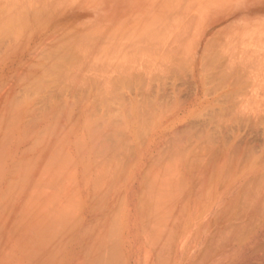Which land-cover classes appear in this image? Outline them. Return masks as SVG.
Wrapping results in <instances>:
<instances>
[{
    "label": "bare ground",
    "instance_id": "obj_1",
    "mask_svg": "<svg viewBox=\"0 0 264 264\" xmlns=\"http://www.w3.org/2000/svg\"><path fill=\"white\" fill-rule=\"evenodd\" d=\"M163 1L0 0V11H5L0 15V48H3V53L0 49V77L8 83V77L14 79L10 82L12 90L3 97L0 95V264H264V106L260 108V104L258 108H249L252 104L249 99L250 105L247 106V101V107L238 101H235L232 110H229L231 106H227L230 111L228 115L225 107H218L220 111L215 108L217 115L214 110L211 112L221 100L216 104L218 96L217 100L212 99L213 108L209 105L210 101L206 102L203 95L205 90L207 94V89H204L206 69L203 65L206 63L205 55L212 46L210 38H216L215 34L220 33L214 31V34L213 28L220 23L221 12L215 8L217 11L211 15L217 16L218 20H212L211 16L210 24L205 23V27L198 29V13L201 11L203 17L207 15L206 11L202 12L205 0H199L202 4L194 1L200 5H196L200 7L199 10L193 0H183L184 4L192 2L194 10L186 4V7H190V13H181L184 11L182 7L188 8L180 4L181 11L176 10L177 16H172L175 26L174 20H166L173 23L175 28L171 30L173 27L170 25L171 28L161 34L167 22L160 30L159 24L157 26L152 19L160 16L163 6L160 3ZM63 6L65 9H82L85 18L83 22L79 20L80 16L72 17L74 21L70 19L73 23L75 18L79 23H84V28L78 23L83 29H80L82 33L79 28L73 30V23L68 28L73 26L72 30H79L75 33L82 35L81 42L77 39L74 46L77 48L78 45L76 53L79 51V58L83 57L85 61L81 58L82 65L77 64L79 67L73 68L78 69L76 76H73L74 72L71 77L66 76L69 79L65 81L72 82L70 87L67 85L70 96L67 95L68 98L64 100L60 92L55 98V93L62 91L63 78H59L62 72L59 74L60 71H57L55 75L61 80L60 85L52 81L56 73V58L60 64L62 59L59 54L55 60L54 56L50 58L53 60L49 59V63L54 61L55 64L51 65L52 70L49 63V68L44 66L43 59L52 54L55 48L52 42L57 37V42L63 38L62 43H68L75 38L74 32L65 23L66 33L74 34L70 36L71 40L67 38L68 41L65 39L68 33L65 35L61 32L65 38L57 33L65 28L55 25L51 31L55 32V27H59L60 30L56 32L58 36L50 33L54 36L50 38L41 33L43 38L40 40V29L36 28L39 30L35 32L39 35L37 40L43 43L41 50L44 49L42 52L31 45L30 52L40 51L34 55L29 50L24 51L30 47L26 43L33 42V39L21 32L24 29L23 21H29L25 25L27 27L33 20L23 17L22 21L20 15L30 13L32 8V13L35 9H43L45 14L48 10L46 15L43 13V19H47L49 10L59 12ZM208 7L207 10L211 12ZM192 10L193 15L198 10V17H192ZM224 10L222 13H225ZM64 13L66 16V11ZM183 14L188 26L179 22L185 25L184 28L176 22ZM188 14H191V25ZM36 15L33 17L36 19L34 23L42 16L40 14L37 18ZM52 16L49 15V18ZM161 16H164L163 13ZM197 18L199 20H195ZM49 21H46L45 31L49 29ZM58 22L62 23L60 20ZM196 28L198 31L194 33ZM218 30L221 31V27ZM222 31L220 36L228 33ZM238 33L231 36L240 39L242 35L238 36ZM257 36H260L259 33ZM259 41L256 42L261 44ZM36 42L35 45L39 43ZM260 44L257 45L263 46ZM256 48L258 53L262 49ZM20 51L28 52L30 56L25 59L24 52H21V58H18ZM55 51L57 53V48ZM245 51L247 53V49ZM56 53L53 51L54 55ZM239 53L232 52L230 58L224 59L225 65L223 62L221 65L226 67L219 64V76L223 79L231 80V76L237 73V67H234L238 64L237 58L239 64L245 63L247 57L239 58ZM255 55L249 54L251 59L252 56L255 59ZM15 56L20 62L21 59L25 61L21 63L23 66L27 62L28 68L20 67L17 60L14 61L18 67L11 65L14 61L10 60ZM30 57L34 60L29 59V62L27 59ZM145 57L148 59H141ZM161 57H166L167 62L157 63ZM178 61L185 70H179ZM2 64L5 67L1 68ZM45 72H48V76ZM49 74H53V78ZM136 74L145 77L141 79L139 75L141 83L137 81L135 84H140L133 88L128 86V89L125 80ZM114 76L118 80L124 77V82L120 79L116 83L125 84L124 88H120V91L124 89L123 94L127 92L125 97L111 83L115 80ZM186 76L190 77L191 83L194 82L195 91L189 99H182L184 87L177 82L181 77L187 79ZM42 77L43 81L46 79L45 82L52 78L48 84L54 83L60 90L55 91L57 86H51L52 92L49 86L50 92L47 91V83L42 84ZM251 79L249 86L254 83V86L264 85V76L260 82L257 79L253 83ZM4 81H0L2 90L7 86L6 82L3 85ZM257 81L260 84L257 85ZM130 82L128 85L134 86ZM83 83L86 92L79 89ZM234 83L236 80L232 86ZM219 85L224 90V85ZM212 87L216 92L219 90L216 86ZM253 88L257 90V87ZM261 89L260 93L263 92ZM230 91L233 95L236 92ZM84 93H88L87 96ZM229 93L227 90L226 94ZM112 96L116 100L114 103L109 102ZM77 97L78 100H75ZM227 97L230 98L229 95ZM261 101L259 103H263ZM234 122L236 129H233Z\"/></svg>",
    "mask_w": 264,
    "mask_h": 264
},
{
    "label": "rangeland",
    "instance_id": "obj_2",
    "mask_svg": "<svg viewBox=\"0 0 264 264\" xmlns=\"http://www.w3.org/2000/svg\"><path fill=\"white\" fill-rule=\"evenodd\" d=\"M69 1H70V0H69ZM185 1H186V0H185ZM185 1H183V0H182V1H180V0H174V1H173V0H164L162 3H160L161 6L163 5V6L161 7V8H162V9H161L162 12H161V10H160V16L157 17V19H152L153 21L156 22L157 26H158V24H159L158 27L160 28V30H161V28H163V27L165 26V21H166V20L169 21V22H173L174 19H172V16H174L173 18H175V15L177 16V14H176L175 11L180 9V7H179L180 4H181L182 6L185 5V8H188V7H186V6H187L186 4H188V3L184 4ZM190 1H191V0H190ZM194 1H197V0H193V1H192L193 4H194V6H196L198 3H201V1L198 0L199 2H198V3L196 2V4H195ZM202 1H204V0H202ZM212 1H213L214 3H213ZM212 1L209 0V1L206 2V0H205L204 3H203V5H204V9H203V10H204V11H202V12L204 13V12L206 11L207 13H206V12H205V13H206L207 15L204 14V17H203V14L201 13V11H200V14H199V13H198V10L200 9V7H198V6H196V7H198V8H197L198 10H196L197 12L194 14L195 16H196L197 13H198V15H200V16H201V14H202L201 18H200V16L198 17V15L196 16V17H198L200 20H199L198 18L195 19V20H199V21H201V22L197 21V22L199 23L197 26L200 25L199 27H197L198 29H199L201 26H202V28H203V26L205 25V23H209V24H210V17L213 16V15H211L213 12L219 10L218 12H221V13H220V16L222 17V18L220 19V23L217 24V25L213 28V32L215 31V32H218V33L220 32V33H219V34H217V33L215 34V32H214V34L216 35V38H212V37H211L212 39L210 38V40H212V41H211V42H212V44H211L212 46H210V49H208V50H210L211 53L214 52V54L212 55L210 52H207L208 55H205L206 60H205L204 62L207 63V61H208V63H207V64L204 63V65H203V67H205L204 69L207 70V71L204 70V75H205V86H204V89H207V94H208V95L205 94V91H206V90L203 91V92H204L203 95H204L205 98L207 99L206 102H209V101H210V102H209V105H211V104H212V99H216V100H217V96H218L219 99H218L217 101L214 100V101H216L215 103L217 104L218 101L221 100V102L218 103L220 106H219L218 104H217V105L214 104V105H216V106H213L214 109H211V112H212V113L215 111V108L217 109L218 107H220V108L225 107V108H226L225 110H227V106H228V108H229V106H231V108H230L229 110H232V108L234 109V107H235L234 104H236L235 101L241 102L242 104H244L243 106L247 107L248 105H250V103H249V99H251L250 101H251V103H252L251 106H249V108H250V107H252V108H258V107L260 106V104H261L260 108H262V107L264 106V104H263V103H264V96H263V93H264V89H263L264 87H263V86H264V85H261L259 82H260L261 78L264 76V41H263V40H264V33H263V32H264V0H227V1H226V0H223V1H222V0H219V1H218V0H217L216 2H215L214 0H212ZM71 2H72V0H71ZM75 2H76V1H75ZM79 2H80V0H79ZM180 2H181V3H180ZM182 2H183V3H182ZM186 2H189V1H186ZM192 2H190L191 4H188V5H189V6H192V5H193ZM218 2H219V3H218ZM217 3H218L219 5H218ZM76 4H78V2H77ZM201 4H202V3H201ZM216 4L218 5L217 7H215ZM169 5H172V6H170V7H171L170 9H171V11H174V13L170 11L171 14H169V13H170L169 10H168ZM198 5H199V4H198ZM203 5H202V8H203ZM207 5L210 6L211 8H209ZM229 5H230V6H229ZM182 6H181V7H182ZM194 6L191 7L193 10H194ZM199 6H200V5H199ZM205 6H206V8H205ZM227 6H228L229 8H228ZM68 7H69V6H68ZM207 7H208V9H210V10H212V11L209 12V10H207ZM63 8L65 9V7L63 6V7H62V10L59 11V12H58V10H57V11L53 10L54 13L56 12L55 15H54L55 18H53V16H52L54 13H53L52 11L49 10V13H48V15L46 16V18L48 17L47 19H49V20L51 19L50 21L47 20V19H43V17H45V16H43V13L45 14V10H43V9H41V11H39L38 9H35V12L33 11V13H32V12H31V10L33 9V8H32V9L29 10L30 13H28L27 11H26L27 13L24 12V13H26V15H25V14L23 15V13H22V14L20 13V15L22 16V18H21L22 21L24 20V18H27V20H30V21L33 20V21H31L30 23L27 24V27H26L25 25H26V23L29 22V21H26V22H24L25 20L23 21L24 25H22V26H23L24 29L21 30V32L23 31V32L25 33L24 36H26V37H28V38H29V35H30V36H31L30 38L33 39V42L30 41V43H32V44H30L29 42L26 43V44H29L30 47H26L25 50H24V49H22V50H24V51L29 50V53H32V52H33V54H34V53L36 54V53L38 52V50H40V51L43 52V49H44V48H42V50H41V47H40V45L43 44V43L41 44V42H40V40L43 38V37H41L42 35H44V36L49 35V36H47V37H50V38L52 37V38H53L54 36H55V37L58 36V35H57V33H58V34H60V36H63V37L65 38L64 35H61V32H62V34H65V33H66V28L64 27V25L66 26V24H67V28H68V27H71V25H72V23H73L72 20L74 21V18L72 19V17H74V16H75V17L80 16L79 20H81L82 22H83V20L85 19L84 16H83V15H84V11H83L82 9H80V8H78V7H70V9H67V7H66V9L64 10ZM73 8H74V9H73ZM172 8L175 9V10H173ZM189 8H190V7H189ZM189 8H188V9H189ZM215 8H216V9L218 8V9L216 10ZM27 9H28V8H27ZM27 9H26V10H27ZM109 9H110V8H108V10H109ZM181 9L184 10V11H182L181 13H184L185 11H186V12L189 11V13H190V9H189V10H188V9L186 10V9H184V7H182ZM195 9H196V8H195ZM205 9H206V10H205ZM221 9H223V10L225 9V10H224L225 13H222L223 10H221ZM226 9H229V10L227 11ZM36 10H38V11H36ZM67 10H68V12H67ZM74 10H76L77 13H76ZM78 10H79V11H78ZM193 10L191 11V13L193 12ZM213 10H214V11H213ZM22 11H23V10H22ZM65 11H66V16L64 15V14H65V13H64ZM71 11H73V12H75V13L72 14ZM180 11H181V10H179V12H180ZM4 12H5V11H0V15L3 14ZM14 12H15V11H14ZM36 12H37V13H36ZM40 12H42V13H40ZM47 12H48V10H46V14H47ZM60 12H61L62 14H61ZM69 12H71L70 15H69ZM78 12L80 13V15L78 14ZM82 12H83V14H82ZM162 13H163L164 16H161ZM166 13H168V14H166ZM172 13H173V14H172ZM208 13H209V14H208ZM32 14H34V16H30V15H32ZM36 14H38V15H36ZM40 14H42V16H41ZM46 14H45V15H46ZM57 14H58V16H57ZM59 14L62 15V16H59ZM76 14H77V15H76ZM81 14H82V16H81ZM174 14H175V15H174ZM178 14H179V13H178ZM185 14H186V16H187V13H185ZM185 14L180 15V16H182V18L180 17L179 19H177V18L179 17V15H178V17L176 18L178 21H176V22H179V20H180V22H184V24H187V26H188V23H185V22H187V21H186L187 19L185 18ZM15 15L18 16L17 14H15ZM20 15H19V17H21ZM35 15L38 16L37 18H39L40 16H41V17H40L39 20L37 19V22L35 21V23H34V20H36V19H35V18L33 19V17H35ZM49 15H51L52 17L49 18ZM165 15H166V18H165ZM170 15H171V17H170ZM188 15L190 16L191 14H188ZM192 15H193V13H192ZM194 15H193L192 17H195ZM226 15H227V16H226ZM26 16H27V17H26ZM29 16H30V17H29ZM70 16H71V17H70ZM23 17H24V18H23ZM31 17H32V19H31ZM58 17H59V18H58ZM167 17H168V18H167ZM169 17L171 18V19H170L171 21L169 20ZM28 18H30V19H28ZM52 18H53L54 21H52ZM57 18H58V19H57ZM184 18H185L186 20H184ZM202 18H203L204 22L202 21ZM204 18H205V19L208 18L209 20L206 19V20H207V21H206ZM17 19H18V18H17ZM42 19L45 20V23L42 21ZM70 19H72V20L70 21ZM181 19H182L183 21H182ZM214 19L218 20V17H217V16H216V17L213 16V19H212V20H214ZM58 20H60L62 23L58 22ZM76 20H77V21H76ZM79 20H78L77 18H75V22L73 23V26H75V28H74L73 30H76V29H78V28H79V30H80V29L83 30L81 27H83L82 25H83L84 23H79ZM188 20H189V24H190V23H191V21H190V20H191V16L189 17ZM192 20H194V19H192ZM22 21H21V22H22ZM46 21H47V22L49 21V23H50V22H51V23H50V24L48 23L47 27H49V29L46 28L47 30L45 31V27H46V24H47ZM64 21H65V22H64ZM66 21H70V22H68V23H70V24H68ZM167 21H166V22H167ZM228 21H229V22H228ZM17 22L20 23V20L18 19ZM41 22H43V23H41ZM57 22H58V24H57ZM63 22H64V23H63ZM76 22H77V23H76ZM169 22H167V24H166V26H165V29H162L161 34L163 33V31H164V32H165L166 30L168 31V30L171 28V26H172L173 23L170 24ZM180 22H179V23H180ZM195 22H196V21H195ZM226 22H227V23H226ZM31 23H34V24H31ZM36 23H37V24H36ZM39 23L41 24V27H40V28H39V25H40ZM65 23H66V24H65ZM78 23L81 25V27L79 26ZM153 23H154V22H153ZM160 23H162V24H160ZM21 24H22V23H21ZM30 24H31L32 26H31ZM44 24H45V26H44ZM163 24H164V25H163ZM180 24H182V27L184 28L185 25L183 26V23H180ZM191 24H192V23H191ZM191 24H190V25H191ZM194 24H195V23H194ZM34 25H35V26H34ZM55 25H58V26H59V25H62V27H64L65 29H63L61 26H59L60 28H62L61 31H60V33H59L58 30H60V29H59V27L56 26V27H55L56 31H55V32H54L53 30L51 31V29H53V26H55ZM69 25H70V26H69ZM152 25H153V24H152ZM167 25H168V26L171 25V26L168 27ZM178 25H179V24H178ZM195 25H196V24H195ZM223 25H224V26H223ZM24 26H25V27H24ZM42 26H43V27H42ZM73 26H72V28H73ZM160 26H161V27H160ZM162 26H163V27H162ZM174 26H175V20H174ZM174 26H172L173 28H171V30H173V29L175 28ZM187 26H186V27H187ZM29 27H30V28H33V29H35V30L32 31L33 29L31 30ZM177 27H179V26H177ZM180 27H181V25H180ZM204 27H205V26H204ZM207 27H208V24H206V28H207ZM220 27H221V31H222V29H223V30H226L225 33H227V31H228V33H227V34H224V36H220V35H221V31L218 30V28L220 29ZM224 27H225V29H224ZM230 27H231V28H230ZM233 27H234V29H233ZM20 28H21V26H20ZM36 28L40 29L41 32H40L39 30H37ZM43 28H44V30L42 31ZM72 28H71V29L68 28V29H70V31H71ZM83 28H84V27H83ZM136 28L138 29V28H139V25H137ZM167 28H169V29H167ZM190 28L193 30L194 26H193V28H192V27H190ZM197 28H196V30L194 31V33H195L196 31H198ZM202 28H200V29H202ZM228 28L231 29V30H230V31L227 30ZM10 29H12V28H10ZM68 29H67V31H68ZM216 29H217V30H216ZM232 29H233V30H232ZM29 30H31V32H30ZM62 30H63V31H62ZM73 30H72V32H74ZM79 30H77V31H79ZM81 30H80V32L82 33ZM253 30H254V31H253ZM38 31H39V32H38ZM47 31H48V32H47ZM57 31H58V32H57ZM70 31H69V32H70ZM77 31H75V32H77ZM187 31H188V28H187ZM199 31H200V30H199ZM238 31L240 32V33H238V36L242 35V36H240V37H241L240 39H239L238 37H235V36H234L235 34H236V36H237V32H238ZM35 32H38V34L40 35V40H37V39H39V35H38L37 33H35ZM56 32H57V33H56ZM72 32H70V33H72ZM75 32H74V34H75V38L73 37L72 40L70 39V36H71V35H74V34H70V33H68V32H67L68 35H66L67 33L65 34V35L67 36L65 39L69 38V39L71 40V41H70V40L67 39L68 41H70V42H68V43L66 42L65 39H64V40H65L66 43H62L63 38L61 39L60 42H57V41H58V40L56 41V39L58 38V37H57V38L55 39V41L52 42V45H53L52 47H54V45H55L54 50H52L53 48L51 47V48H52V49H51V50H52V54H53V51L56 53V51H55L56 48H57V50H58L57 53H56L55 55H54V54H53V55L51 54L50 56L47 55L46 58L43 57V58H44V59H43V62H44V64H45L44 66L47 65L46 68H49V67H50V69H51V65H52V66H54L55 64L58 65V63L60 64V62H58V58H56L57 61L55 62V64H53L54 61H53V63H49V59H50V58H53V56H54V60H55V56H56L57 54H59L60 58L62 59V63H61L62 65L60 64V65L57 66V67H56V65L54 66V69L56 70V71H55L56 73H55V74L53 73V74H54L53 77L56 78L57 76H55V75H57L58 73L60 74V73L62 72V77H61L60 75H58V76H60V77H59L60 79L63 78L64 81H65L66 79H69V78H68V77H69L68 75H70V77L72 76V74H73L72 72H74L73 76H76V75H75V71L78 70V69L73 70V68H75V66H76V68H78V67L80 66V64L82 63V62H81L82 59H84V61H85V58H83V57H81L82 59L79 58V55H78L79 51L76 53V50H78V49H77V48H78V45L76 46L77 48H75V46H74V41H76L77 39H79V40H77V41H80V37H81L82 35H80V32H79V33H78L79 36H78ZM190 32H191V31H190ZM222 32H224V31H222ZM256 32H257V33H256ZM41 33H42V35H41ZM50 33H53V34L56 33V35L51 36L52 34H50ZM234 33H235V34H234ZM258 33H259V35H260L259 37L257 36ZM261 33H262V34H261ZM191 34H193V33H191ZM214 34H213V37H215ZM229 34H230V35H229ZM231 34H234V35L231 36ZM33 35H34V36H33ZM76 35H77V36H76ZM217 35H219L220 38H219ZM222 35H223V33H222ZM244 35H245V36L247 35V37L244 38ZM261 35H262V36H261ZM35 36L38 37V38H36ZM195 36H196V35H195ZM233 36H234L235 38H233ZM251 36H252V37H251ZM32 37H33V38H32ZM208 37H210V36H208ZM30 38H29V39H30ZM44 38H45V37H44ZM60 38H61V37H60ZM232 38H233V39H236V41L234 42V40H233ZM237 38L240 40V42H241L242 39L244 38V39H243V42L240 43V42L238 41ZM247 38H248L249 40H248ZM251 38H252V39H251ZM256 38H257L258 40H257ZM259 38H261L260 41H259ZM213 39H216V40L213 41ZM230 39H231V40H230ZM255 39H256V40H255ZM262 39H263V40H262ZM246 40H247V41H246ZM251 40H252V41H251ZM36 41H38V42L40 43V44L38 43L39 45L37 44L38 46L35 45V44L37 43ZM72 41H73V42H72ZM244 41H246V42H244ZM248 41H249V43H247ZM254 41H255V42H256V41H259V42H262V43H263V44H262V43L260 44V43L256 42L257 44H260V46L263 45V46H261L262 49L259 50V53H260V54L258 53V49H257L256 47H258L259 49H260L261 47H259V45H257V44L254 45V43H255ZM34 42H35V43H34ZM56 42H57V43H56ZM63 42H64V41H63ZM71 42H72V43H71ZM80 42H81V41H80ZM80 42H77V43L80 44ZM75 43H76V42H75ZM250 43H252L253 45L250 44ZM58 44H59V46H58ZM66 44H67V45H66ZM240 44H241V46H240ZM31 45L34 46V47H32V48L38 49L37 52H36V51L34 52V50H33L32 52H30ZM56 45L62 50V52H60L61 50L59 51V48L56 47ZM60 45H61V47H60ZM75 45H76V44H75ZM62 46H63V47H62ZM67 46H68V47H67ZM70 46H71V47H70ZM238 46H240V47H238ZM244 46H247V47H250V48H247V47H244ZM254 46H255V47H254ZM39 47H40V49H39ZM73 47H74L75 49H74ZM237 47L239 48V51H238V48H237ZM32 48H31V50H32ZM69 48H70V49H69ZM241 48H243V50H242ZM254 48H255V50H252V49H254ZM0 49H2V50H1L2 52H1V53H3V48H0ZM236 49H237V50H236ZM245 49H247V53H244V52H246ZM46 50H47V49H45V51H46ZM208 50H207V51H208ZM211 50H212L213 52H212ZM240 50H241V51H240ZM248 50H249V52L251 51L252 53H251V52L249 53ZM256 50H257V52H255ZM24 51H23V52H24ZM40 51H39L37 54H39ZM48 51H49V50H48ZM48 51H47V52H48ZM65 51H66V52H65ZM234 51L236 52V54H238V52H241V53H239V58H240L241 56H244L245 58L247 57V59H249V58L251 59V56H249V54H250V55H253V54L255 55V54H256V55H255L256 58L254 59V56H252V59H251L252 61H250V59H249V60H247V59L244 60V58H243V60L245 61V63H246V61H247V64H245L242 60H241V61H242L243 63H240V64H239V60H238V58H237L238 55H236L237 57L235 56V58H237V59H236V62L238 61V64L235 65L234 67H235V68L237 67V68H239V69H237V68L235 69V70L237 71V73L234 74V77H235V78H234L233 76H231L230 79H231V80L233 79V80H232V81H231V80H228V81H227L226 78L223 79L221 76H219V74L221 75V73H220V71L218 72V70H220V68H218V67H220V65H221L222 62H223V64H224V59H226V58H230V57H231V53H232V52L235 54ZM21 52H22V51H20V53H19L20 56H18V54H16V55L18 56V58H21V55H22ZM23 52H22V53H23ZM49 52H50V51H49ZM59 52H60V53H59ZM1 53H0V54H1ZM29 53H28V52H27V53L24 52V53H23V54H24V57H23V58H25L26 56H28ZM45 53H46V52H44V54H45ZM63 53H64V54H63ZM207 53H206V54H207ZM242 53H244V54H242ZM25 54H26V55H25ZM33 54H32V56H33ZM35 54H34V55H35ZM60 54H62V56H61ZM72 54H73V55H72ZM76 54H77V55H76ZM210 54L212 55V57L210 56ZM234 54H232V56H233ZM245 54H246V55H245ZM247 54H248V55H247ZM214 55H215V56H214ZM17 56L14 57L15 59L12 58L10 61L17 60V61H18V64L20 63L19 65H20V67H21V65H22L21 63H22V62L24 63L25 61H24L23 59H21V62H20V59L16 58ZM29 56H30V55H29ZM29 56H28V57H29ZM44 56H45V55H44ZM48 56H49V57H48ZM59 56H58V57H59ZM80 56H83V55H80ZM248 56H249V57H248ZM34 57H35V56H34ZM41 57H42V56H41ZM214 57H215V58H214ZM31 58H32V57L28 58L27 61H28L29 59H31ZM60 58H59V60H61ZM72 58H73V59H72ZM232 58H233V57H232ZM235 58H234V59H235ZM25 59H26V58H25ZM69 59H70V60H69ZM78 59H79V60H78ZM141 59L146 60V59H148V58L145 57V58H141ZM208 59H209V60H208ZM253 59H254V60H253ZM31 60L33 61L34 59H31ZM31 60H29V62H30ZM46 60H48V61L46 62ZM50 60H53V59H50ZM67 60H68V61H67ZM73 60H74V61H73ZM75 60H76V62H75ZM226 60H227V59H226ZM226 60H225V62H226ZM10 61H8V65L10 64ZM66 61H67V62H66ZM77 61H78V62H77ZM138 61H141V60H138ZM241 61H240V62H241ZM248 61H250V62H249L250 64H248ZM253 61H254V62H253ZM15 62H16V61L12 62L11 65L14 64V65H17V67H18L19 65L17 64V62H16V64H15ZM29 62H28V63H29ZM51 62H52V61H51ZM57 62H58V63H57ZM79 62H80V63H79ZM156 62L159 63V64H160V63H166V62H167V58H166V57H161V58H159ZM41 63H42V62H41ZM48 63L50 64V66L48 65ZM251 63H252V64H251ZM253 63H254L255 65H254ZM65 64H66V65H65ZM73 64H74V65H73ZM77 64H78L79 66H78ZM205 64H206V65H205ZM219 64H220V65H219ZM223 64H222L221 66H223V68L226 67V66H224L225 64H224V65H223ZM241 64H243V66H244L245 68H242L243 66L240 67ZM4 65H5V64H4ZM11 65H9V66H11ZM14 65H13V66H14ZM81 65H82V64H81ZM218 65H219V66H218ZM233 65H234V64H233ZM245 65H247V66H245ZM248 65H249L250 68L252 69L251 71H249L250 68L248 69V67H249ZM253 65H254V66H253ZM2 66H3V64L1 65V68L5 67V66H3V67H2ZM24 66L27 67V62H26V65H24ZM24 66L22 65V67H24ZM48 66H49V67H48ZM238 66H239V67H238ZM15 67H16V66H15ZM59 67L62 68V71H61V68L59 69ZM63 67H64V68H63ZM69 67H70V68H69ZM27 68H28V67H27ZM27 68H26V69H27ZM31 68H33V67H31ZM46 68H45V71H46ZM56 68H57L58 70H57ZM178 68H179V70H181V71H183V70L186 69L185 67H183V65H180V64H179V61H178ZM241 68H242V70H241ZM50 69H49V70H50ZM63 69H65V70H63ZM67 69H68V70H67ZM245 69H246V70H245ZM49 70H48V71H49ZM51 70H52V69H51ZM240 70H241V71H240ZM243 70H245V71L243 72ZM6 71H7V70H6ZM57 71H60V72L57 73ZM221 71H222V70H221ZM255 71L258 73V74L256 73L257 75L255 74ZM53 72H54V70H53ZM63 72H66V73H63ZM67 72H69V74H67ZM76 72H77V71H76ZM206 72H207V73H206ZM241 72H242V73H241ZM47 73H48V72H45V74L48 76ZM49 73H51V72H49ZM77 73H78V72H77ZM239 73H240V74H243L244 76H243V75H240V77H239V75H238ZM53 74H49V77H52L51 75H53ZM65 74H66V75H65ZM206 74H207V75H206ZM236 74H237V77H236ZM246 74H247V75H246ZM259 74L262 75V77H261ZM63 75H64V76H63ZM139 75H140V77H142L141 74H138V75L136 74V76L133 75L134 77H133V76L131 77V78H133V79L136 78V79H134V80H136L135 82H134L133 79H131V78H130V79H129V78H127V79L125 78V79H126V80H125V81H126L125 84L127 85V88H128V89H129L128 86H130V88H131V87L133 88V87H135V85L137 86V84H140V83H141V82H140L141 79H144L145 76L143 75V77L140 79V78H138ZM223 75H224V74H223ZM227 75H228V74H226V77H227ZM230 75H233V74L231 73ZM251 75H254V77H255V76L258 77L257 79L259 80V82L257 81V85L260 84L261 86H260V85H259V86H254V85H255L254 82H256V81H253V80H257V79L254 78L253 76L251 77ZM66 76H68V77L66 78ZM188 76H189V74H188ZM188 76H186L187 79H182V77H181L180 80L177 82L178 85H179L180 87H182V88L184 87V88H183V93L181 94L182 99H189V98L193 95V93H194V91H195V88H194V82L191 83V81H190L191 79H189L190 77H188ZM206 76H207V78H206ZM216 76H217V77H216ZM247 76L249 77V79L247 78ZM1 77H2V76H1ZM1 77H0V78H1ZM44 77H45V76H44ZM44 77H42V84H43V82H44V84H45V83L48 84V82L51 83L50 81H51V79H52L53 77H52L51 79H47V82H45L46 79H45V81H43V80H44V79H43ZM49 77H45V78H49ZM114 77H115V80H116V81H115V80H114V81L112 80L111 83L116 87V89H117L120 93L122 92L121 94H123L124 89H122V91H120V90H121L120 88H124V85H125V84H123V83L120 81L122 84H119V83H118V84H119V86H118V84H117L116 82H119L120 79H122V81H123L124 77H122V78L119 77V80L116 79L117 76H114ZM114 77H113V78H114ZM223 77H225V75H224ZM229 77H230V76H229ZM232 77H233V78H232ZM238 77H239V78H238ZM244 77H245V80H244ZM260 77H261V78H260ZM6 78H7V77H6ZM8 78H9L10 82L12 83V81H13L14 79L11 77V79H12V81H11L10 77H8ZM8 78H7V79H8ZM55 78H53L54 80H52V81H54V83H55V81H56V84H57V82H58V85H60L61 82H59V81H61V80H59L58 78H56V79H55ZM113 78H112V79H113ZM246 78H247V79H246ZM250 78H252L251 80L253 81L254 84H252V85L250 84V86H249V83H251ZM259 78H260V79H259ZM1 79H2V81L5 80L4 82H2L3 85L7 83V86H4V87H6V89H3V90H2V87L0 88V93H1L0 95H1V97H3V96H5V95L7 94L8 91H10V89H11V88H10L11 84H10V82L8 83V81L6 82V79H5V78H4V80H3V78H1ZM1 79H0V81H1ZM63 79H62V91H57V94L54 92L56 96L54 95V93H50L51 95H54L55 98H56L57 95H59L58 93L60 92V94H61V96H62V98H63L62 100H64V98L67 97V95L70 96V95H69V93H70L69 90H70V89L67 87V85L70 87L71 85H69V84H71V82H72V81H70V80H69L70 83L68 82V80L64 82ZM217 79H219V80H217ZM240 79H241V80H240ZM117 80H118V81H117ZM131 80L133 81V83H132ZM235 80H236V83H234V85L232 86V83H233V81H235ZM246 80H249V81H246ZM85 81H86V80H85ZM127 81H129V82L131 81L130 84L132 83V85L134 84V86L128 85L129 82H128V84H127ZM137 81H139L140 83L138 82L137 84H135ZM214 81H215V82H214ZM216 81H217V82L219 81V83L222 84L221 86L224 85V87H222L224 90L221 89L219 83H217ZM229 81H230V83H229ZM242 81H243L244 83H246V84L244 85V83H243ZM5 82H6V83H5ZM66 82H67V83H66ZM123 82H124V81H123ZM142 82H143V80H142ZM206 82H207V83H206ZM213 82H214V83H213ZM54 83H52V84H48V85L46 84V85H45V88H48V87L50 86V88H51L50 90L52 91V87H53V86H54V87L57 86V88H54V87H53L54 90H55V89L57 90V89H58V85L55 86ZM84 83H85V82H84ZM84 83H83V85H81V87L79 88L80 90H81V88H82V90L84 89V91L87 89L86 86L83 88ZM209 83H210L211 85H210ZM240 83H241L242 85H241ZM261 83L263 84V80H262ZM0 84H1V82H0ZM53 84H54V85H53ZM64 84L66 85L67 90H66V87H65ZM85 84H86V83H85ZM208 84H209V85H208ZM212 84H214V85H212ZM230 84H231V86H229ZM235 84H236V85H235ZM238 84H240V85H238ZM1 85H2V84H1ZM8 85H9V86H8ZM87 85H88V82H87ZM120 85H122V86L120 87ZM217 85H218V87H217ZM243 85H244V86H243ZM246 85H247V89H248V90L251 89V90H249V92H248L247 89H246ZM46 86H47V87H46ZM51 86H52V87H51ZM63 86H64V87H63ZM209 86H211V87H209ZM212 86H214V87L216 86L215 88H216L217 90H218V89H219V90L216 92L215 89H214ZM225 86H226V87H225ZM240 86H241L242 89L240 88ZM87 87L89 88V86H87ZM208 87L210 88V90H209ZM248 87H249V88H248ZM251 87H252V88H253V87H257V90H256V88H253V89H252ZM261 87H262V89H261ZM45 88H44V91H45ZM85 88H86V89H85ZM234 88H235V90H234ZM7 89H8V90H7ZM79 89H78V90H79ZM112 89H114L113 86H112ZM116 89H115V91H116ZM220 89H221L222 91H221ZM236 89H237L238 91H237ZM239 89H240V90H239ZM254 89H255V90H254ZM260 89H261V92L263 91L262 93L259 92ZM11 90H12V89H11ZM48 90H49V88L47 89V91H48ZM50 90H49V92H50ZM54 90H53V91H54ZM56 90H55V91H56ZM58 90H60V89H58ZM80 90H79V91H80ZM212 90H213V91H212ZM227 90L230 92L229 94H226V91H227ZM230 90H232V91H236V92H234V95H233V93H232ZM53 91H52V92H53ZM84 91H83V92H84ZM118 91H116L115 93H118V94H119ZM210 91H211V92H210ZM61 92H62V93H61ZM68 92H69V93H68ZM80 92H82V91H80ZM80 92H79V93H80ZM83 92H82V93H83ZM85 92H86V91H85ZM87 92H88V90H87ZM113 92H114V90H113ZM224 92H225V93H224ZM245 92H246V94H248L247 96H244ZM252 92H253L254 94L256 93L255 96H253L254 94H252ZM45 93H46V91H45ZM47 93H48V92H47ZM79 93H78V95L80 96L81 94H79ZM126 93H127V92H124L123 95L119 94V96L121 95L122 97H123V96L125 97V96L127 95ZM209 93H210V95H209ZM213 93H215V94H213ZM216 93H217V94H216ZM223 93H224L226 96L229 95L230 98L227 97L228 99H226V98H225L226 96H225ZM227 93H228V92H227ZM235 93H237V94H235ZM62 94H64V96H63ZM84 94H86V93H84ZM87 94H88V93H87ZM87 94H86V96H87ZM220 94H221V97L219 96ZM230 94H231L232 96H231ZM246 94H245V95H246ZM249 94H251V96H249ZM78 95H76V96H78ZM111 95H112V94H111ZM116 95H117V94H116ZM116 95H114V96L116 97V100H117V99H118V98H117L118 95H117V96H116ZM222 95H223V97L225 96L224 99L227 100V101L225 100L226 103H225L224 101H222V100H224V99H222V98H223ZM241 95H242V96H241ZM48 96H49V95H48ZM48 96H47V97H48ZM54 96H53V98H54ZM61 96H58V98L61 97ZM79 96H78V97H79ZM86 96H84V97H86ZM114 96H112L113 99L110 97L112 100L109 101V102L114 103L113 101H116V100L114 99V98H115ZM119 96H118V97H119ZM207 96H208V97H207ZM243 96H244V98H243ZM248 96H249V97H252V96H253V98H248ZM78 97H77V98H74V99H75V100H78ZM241 97H242V98H241ZM254 97L257 98L259 101H260V99H261V100H262L261 102H263V103H259V101H258V102H257L258 104H257V106H256V101H257V99L255 100ZM67 98H68V97H67ZM86 98H87V97H86ZM220 98H221V99H220ZM238 98L240 99V101H239ZM56 99H57V98H56ZM245 99H246L245 103L242 102V101L245 100ZM247 99H248V100H247ZM252 99H253V100H252ZM241 100H242V101H241ZM247 101H248V102H247ZM252 101H253V102H252ZM222 102H224V103H222ZM246 102H247V106H246ZM254 102H255V103H254ZM64 103H65V101L63 102V104H64ZM213 103H214V102H213ZM229 103H230V104H229ZM241 103H240V104H241ZM102 104H103V101H102ZM102 104H100V106H99V107H101V108H100L101 110H102V108H103ZM110 104H111V103H110ZM205 104H206V106H208L207 103H205ZM221 104H222V105H221ZM237 104H238V103H237ZM253 104H254V106H252ZM262 104H263V105H262ZM238 105H239V104H238ZM258 105H259V106H258ZM99 107H98V109H99ZM210 107H212V105H211ZM213 107H212V108H213ZM236 107H237V106H236ZM245 107H244V108H245ZM220 108H218L219 111H220ZM263 108H264V107H263ZM218 109H217V110H218ZM223 109H224V108H223ZM209 110H210V109H209ZM213 110H214V111H213ZM221 110H222V109H221ZM229 110H227L228 112H226L227 115H228L229 112H230ZM211 112H210V114H211ZM216 112H217V111H215V114H216ZM217 113H218V112H217ZM215 114H211V115H215ZM208 115H209V114H208ZM211 115H209V116H211ZM216 115H217V114H216ZM219 115H220V114H219ZM234 123H235V122H234ZM234 123L232 124V125H235V126H233V129H234V127H235V129H236V123H235V124H234ZM235 131H236V130H235ZM259 131H261V130L259 129ZM254 133H255V132H254ZM252 136H253V135H252Z\"/></svg>",
    "mask_w": 264,
    "mask_h": 264
},
{
    "label": "crops",
    "instance_id": "obj_3",
    "mask_svg": "<svg viewBox=\"0 0 264 264\" xmlns=\"http://www.w3.org/2000/svg\"><path fill=\"white\" fill-rule=\"evenodd\" d=\"M133 264H135V263H133Z\"/></svg>",
    "mask_w": 264,
    "mask_h": 264
}]
</instances>
